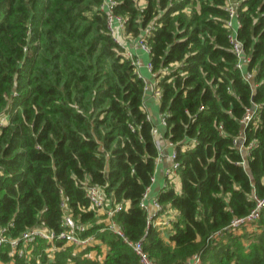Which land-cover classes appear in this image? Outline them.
Returning a JSON list of instances; mask_svg holds the SVG:
<instances>
[{
	"label": "trees",
	"instance_id": "1",
	"mask_svg": "<svg viewBox=\"0 0 264 264\" xmlns=\"http://www.w3.org/2000/svg\"><path fill=\"white\" fill-rule=\"evenodd\" d=\"M101 3L0 0V227L16 236L43 222L57 232L69 214L95 239L83 249L56 241L52 258V244L38 239L27 261L8 257L6 245L0 264H139L110 221L155 264L195 255L197 264H264V211L251 229L214 236L249 213L253 194L264 197V0L237 8L254 84L236 67L225 0H145L141 8L115 0L125 34L140 38L151 27L142 39L167 122L162 136L179 163V189L171 180L156 198L169 218L167 238L142 206L158 156L145 81ZM252 104L259 107L243 126ZM240 132L254 141L246 167L233 143ZM91 186L103 190L104 208L91 206Z\"/></svg>",
	"mask_w": 264,
	"mask_h": 264
},
{
	"label": "built area",
	"instance_id": "2",
	"mask_svg": "<svg viewBox=\"0 0 264 264\" xmlns=\"http://www.w3.org/2000/svg\"><path fill=\"white\" fill-rule=\"evenodd\" d=\"M115 0H102L101 9L106 13L108 28L111 32V35L116 39L119 36L121 31H124L125 19L124 17L116 14L114 12ZM239 0H225V9L228 12V19L225 22V26L228 29L229 41L231 44V50L235 54L237 58L236 67L243 72V78L250 84H254V74L246 69L250 57L246 55L242 42L237 37V27L238 23V8ZM151 27H147L143 34H148L150 32ZM142 34V35H143ZM142 35L140 38H135L136 45L145 53H148V48L145 41L142 39ZM132 57V55H129ZM133 63L136 65L137 73L143 77V75L139 71V60H133ZM149 72L151 73V65L148 62L146 64ZM152 77H154V73H151ZM144 79V77H143ZM145 91L150 89V84L145 79ZM160 90L159 88H155L154 95L159 99L160 98ZM259 104H252L250 107L246 108L244 115L242 116L240 122L243 126H246L254 117ZM149 118V116H148ZM150 120V118H149ZM166 118L164 115L160 114L159 123L153 125L151 128V134L153 136L154 142L158 149V156L156 157V164L161 160V155L163 151V144L161 141L162 137V129L166 126ZM234 145L237 147L239 153L241 154V160L239 163L246 167L247 158L250 153V149L254 145V141L245 143V137L243 132H240L239 135L233 140ZM167 145L173 148V151L170 155L171 165L165 169L166 175V184L170 183V181L174 180L177 175V170L179 167V163L175 160L176 155L174 151L175 144L171 141L167 140ZM154 181V177L151 179V184L146 188L143 198H142V206L147 210L148 205L145 203V200L148 198L149 190ZM165 184V186H166ZM87 197L92 207L95 208H104V203L106 197L103 193V190L98 186H91L87 189ZM254 200V207L249 211L248 214L241 217H234L230 223L222 230L217 231L214 236L222 235L225 230L228 231H240L242 228L251 229L256 222L260 219L262 212L264 211V197H258L253 194L252 196ZM152 205L154 207V212L152 215H148L147 224H154V219L159 218L161 216L160 221L157 222L158 225H168L169 218L167 217V213L163 211V205L156 199L153 198L151 200ZM121 206H117L115 210L120 209ZM115 210L106 209L105 212L108 216H112ZM45 224L42 222L34 227L27 228L16 236H9L6 233L5 228L0 227V248L7 245V256L10 258H14L15 256L21 258L25 257L26 261L29 260L30 255H32L34 245L36 244L38 239H43L47 243L52 244L45 248L47 252V257L52 258L54 250L56 249L55 245H53L56 241H62L68 245H74L78 249H83L85 247L91 246L95 243V239L91 235L82 236L83 232L87 229V225L76 221L71 215H64L61 220L62 229L59 231H54L52 229H48ZM107 227L112 230L117 235L121 236L124 242L130 246L135 254L138 256L139 264H155L150 258L146 255L142 248L141 241H131L126 236H124L121 228L113 221H110L107 224ZM39 257V256H38ZM37 257V258H38ZM39 263V260L36 259ZM200 261L199 256L195 255L186 261L184 264H197Z\"/></svg>",
	"mask_w": 264,
	"mask_h": 264
},
{
	"label": "crops",
	"instance_id": "3",
	"mask_svg": "<svg viewBox=\"0 0 264 264\" xmlns=\"http://www.w3.org/2000/svg\"><path fill=\"white\" fill-rule=\"evenodd\" d=\"M116 41L123 47L124 53L126 55L134 56L135 60H139V71L143 75L144 79L149 82L150 89L144 92L143 97V108L147 112L150 121L156 125L159 123L160 111H159V99L154 95L156 80L152 77L149 72L146 64L148 63L149 56L147 53L142 51L135 42V39L130 35L125 34L124 31L119 33V36L116 38ZM162 129V128H161ZM161 141L163 144V151L161 155V160L156 164L155 172H154V181L150 187L148 198L145 200V203L148 205V215H152L154 212V207L152 205L151 200L153 198H157V195L160 191H162L166 184V175L165 169L171 165L170 155L173 151V148L167 145V139L163 136L161 137ZM175 188L179 189V178H174ZM161 216L154 219V225L161 228L163 231V237L167 238V235L164 230H166V226L168 225H158L157 222L160 221ZM91 257H96L97 252L95 250L90 251ZM101 258V256H99Z\"/></svg>",
	"mask_w": 264,
	"mask_h": 264
},
{
	"label": "rangeland",
	"instance_id": "4",
	"mask_svg": "<svg viewBox=\"0 0 264 264\" xmlns=\"http://www.w3.org/2000/svg\"><path fill=\"white\" fill-rule=\"evenodd\" d=\"M144 3H145V0H137V5L141 8V7H143V5H144ZM115 39V38H114ZM116 40V39H115ZM128 56V55H127ZM90 256H91V254H90Z\"/></svg>",
	"mask_w": 264,
	"mask_h": 264
}]
</instances>
